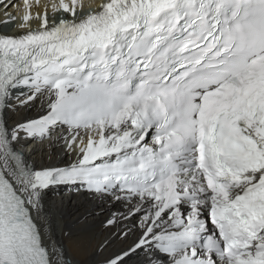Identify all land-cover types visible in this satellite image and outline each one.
Returning <instances> with one entry per match:
<instances>
[{
    "label": "snow or ice",
    "instance_id": "obj_1",
    "mask_svg": "<svg viewBox=\"0 0 264 264\" xmlns=\"http://www.w3.org/2000/svg\"><path fill=\"white\" fill-rule=\"evenodd\" d=\"M0 8V264H264V0Z\"/></svg>",
    "mask_w": 264,
    "mask_h": 264
},
{
    "label": "bare ground",
    "instance_id": "obj_2",
    "mask_svg": "<svg viewBox=\"0 0 264 264\" xmlns=\"http://www.w3.org/2000/svg\"><path fill=\"white\" fill-rule=\"evenodd\" d=\"M13 0H10V3ZM19 2V0H16ZM13 12L16 9L12 10ZM4 14L1 12L0 16ZM69 160V157L64 156L63 153L58 154L57 159L54 161L55 163L59 164L60 166L66 164ZM51 199L56 200L58 199L57 196H51ZM116 208H119V205H116ZM109 209H113L112 204L105 205L104 207L100 206V202H92L88 203L83 198L79 201L74 202H67L65 201L64 209H63V217L57 218V229L58 234L60 230H63L65 233H77L79 229L87 227L91 231L95 232L98 236L102 235V225L100 224V219L107 214ZM115 210V209H113ZM92 213L89 219L84 222L82 220V213L83 212Z\"/></svg>",
    "mask_w": 264,
    "mask_h": 264
}]
</instances>
